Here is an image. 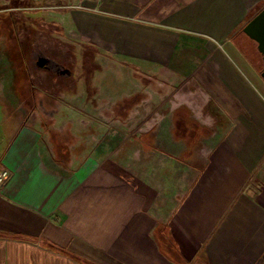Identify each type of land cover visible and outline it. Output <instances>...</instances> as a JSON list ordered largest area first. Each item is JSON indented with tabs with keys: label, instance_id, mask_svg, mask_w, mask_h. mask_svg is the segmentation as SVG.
<instances>
[{
	"label": "crops",
	"instance_id": "0c3cea01",
	"mask_svg": "<svg viewBox=\"0 0 264 264\" xmlns=\"http://www.w3.org/2000/svg\"><path fill=\"white\" fill-rule=\"evenodd\" d=\"M263 6L70 0L52 69L33 22L26 74L9 52L0 74V264H264V80L238 39Z\"/></svg>",
	"mask_w": 264,
	"mask_h": 264
},
{
	"label": "rangeland",
	"instance_id": "374dc122",
	"mask_svg": "<svg viewBox=\"0 0 264 264\" xmlns=\"http://www.w3.org/2000/svg\"><path fill=\"white\" fill-rule=\"evenodd\" d=\"M69 2H70V0H0V8H3V9L10 8V9H13L11 11L14 12V11H17V10H15V9H17V7L13 8V5H16V6L19 5V9H21L19 12L20 13L24 12V15L27 17V18H25V16H24V18H20V19H22L23 22H25V25L28 27L33 26L32 28H34L33 22L38 24V26H35V30H36L35 32L37 33V34L35 33L36 34V40H38V38L41 37L43 40L46 41V43L43 42L45 46H49V47L54 48L55 47L54 41L55 42L58 41V43H59L60 42L59 39H63V36L61 35V33H59L58 29L56 30L55 28H53V25L51 26V24L47 23V21H49L47 19V17L51 18L50 12L52 10L56 9L59 5L69 4ZM21 11H23V12H21ZM6 16H7L6 12L1 13V15H0V34H3V26L7 25L6 24L7 22L5 21ZM14 18H16V17L14 16ZM17 22L15 23V20H12L11 22H9L10 25L6 26V29L9 30L8 33L11 32V34L15 33L16 35L18 33L19 37L25 36V34H27L28 38L33 36V35H31V33L33 34L32 28H29L31 30H29L28 28L27 29H23V28L18 29V26H17L18 23ZM29 31H30V33H29ZM41 32H45V34H43V33H42V35L38 34ZM59 35H60V38H59ZM238 39H239V43H240L241 48H242V53L245 55V57H248L254 64L256 63V67L259 70L261 68V63H260L261 58H260V53L257 50L256 43L253 42V40H251L250 38H248L244 34H240ZM29 40L31 42V38ZM2 41L3 42L6 41L4 36H3V39L0 38V60H1V62H0V72L1 73L0 74L3 76L2 79L4 80V89L6 90L8 87L9 88L13 87L12 79H13L14 70L12 69V67H11L12 65L8 59L7 51L5 48H3V44L1 43ZM38 43L40 44V47L42 48L41 43L40 42H38ZM39 53H40V50H38L37 54H39ZM43 55L48 57L46 54H43ZM65 55H68V58H70L69 60L72 59L71 61H75L74 56L72 55V50L65 51ZM89 68H88V66H86L85 68H83V70H84L83 71V70H81L79 65L75 66V73H77L79 75L77 77L83 78V79L87 78L91 74L90 71L88 70ZM66 69H68V68H66ZM80 81H81V79H80ZM26 88H27L26 92H28L29 87H26ZM4 102H5V105L8 104V106H9V103H8L9 100L7 98H4ZM6 110H7L6 112L10 111L11 114H7V115H5V117L8 118L11 116V117H14V119L18 118L16 120L18 122V120L21 117V114L16 113V112L12 113V111L10 110L9 107L6 108Z\"/></svg>",
	"mask_w": 264,
	"mask_h": 264
},
{
	"label": "trees",
	"instance_id": "16d2710c",
	"mask_svg": "<svg viewBox=\"0 0 264 264\" xmlns=\"http://www.w3.org/2000/svg\"><path fill=\"white\" fill-rule=\"evenodd\" d=\"M17 6L13 5V8L17 7ZM11 10H13V9L8 8V9L3 11V12L7 13L6 20H5L7 22L6 26H9L10 25L9 22H11L12 20H15V23L18 21L17 22L18 23L17 24L18 29H22V28L23 29H27V28L29 29V27L25 25V22H23L22 19H20V18H24V17H19L17 11L13 12ZM15 10H17V9H15ZM14 16L16 18H14ZM6 26L5 25L3 26V36L5 37V40H6L5 41V49H6L7 52H9V58L12 59L13 63L15 64V66H17V68L21 72V70H23L24 67H23L22 63H17L18 60H16V59L22 56L23 48L27 47V43L30 41L29 40L30 38H28L27 34H25L24 41L22 40L23 42L21 44L19 42V40L21 39L22 36L19 37L18 33H17V35L15 33L11 34V32L8 33L9 30L6 29ZM36 26H38V24H36ZM18 62H20V61H18Z\"/></svg>",
	"mask_w": 264,
	"mask_h": 264
},
{
	"label": "water",
	"instance_id": "95a60500",
	"mask_svg": "<svg viewBox=\"0 0 264 264\" xmlns=\"http://www.w3.org/2000/svg\"><path fill=\"white\" fill-rule=\"evenodd\" d=\"M242 31L256 42L257 50L263 55L264 61V6L248 20ZM261 77L264 80V70L261 72Z\"/></svg>",
	"mask_w": 264,
	"mask_h": 264
},
{
	"label": "flooded vegetation",
	"instance_id": "af4514ba",
	"mask_svg": "<svg viewBox=\"0 0 264 264\" xmlns=\"http://www.w3.org/2000/svg\"><path fill=\"white\" fill-rule=\"evenodd\" d=\"M6 10V9H5ZM45 31V30H44ZM45 34V32H41L39 34L42 35ZM40 35V36H41ZM24 37L25 36H22L21 39L19 40V42L22 44V42L24 41ZM39 39V42L41 43L42 45V48L41 49H38L40 50V53L39 54H36L37 55V59H36V63L37 64H42L44 63V67H46L47 69H52L53 66H57L59 65L58 63V60H57V48L54 47H49V46H45L43 42L46 43L45 40H43L41 37L38 38ZM23 40V41H22ZM40 45V44H39ZM56 48V49H55ZM46 54L47 56L51 57H46L44 56L43 54ZM264 70V61H263V55H261V70H260V73ZM25 74V69L22 70ZM22 72V73H23Z\"/></svg>",
	"mask_w": 264,
	"mask_h": 264
},
{
	"label": "built area",
	"instance_id": "2783aa9c",
	"mask_svg": "<svg viewBox=\"0 0 264 264\" xmlns=\"http://www.w3.org/2000/svg\"><path fill=\"white\" fill-rule=\"evenodd\" d=\"M10 176V170L0 165V187L9 180Z\"/></svg>",
	"mask_w": 264,
	"mask_h": 264
}]
</instances>
